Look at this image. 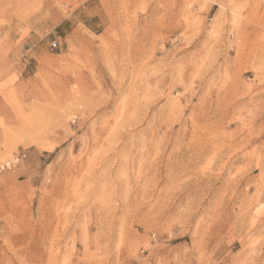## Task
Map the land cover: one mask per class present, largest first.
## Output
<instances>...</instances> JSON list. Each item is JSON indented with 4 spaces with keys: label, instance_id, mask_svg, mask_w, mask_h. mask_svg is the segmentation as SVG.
<instances>
[{
    "label": "rangeland",
    "instance_id": "374dc122",
    "mask_svg": "<svg viewBox=\"0 0 264 264\" xmlns=\"http://www.w3.org/2000/svg\"><path fill=\"white\" fill-rule=\"evenodd\" d=\"M0 264H264V0H0Z\"/></svg>",
    "mask_w": 264,
    "mask_h": 264
}]
</instances>
